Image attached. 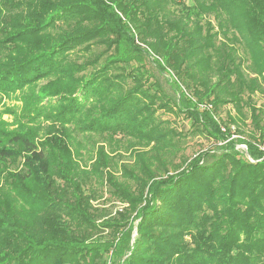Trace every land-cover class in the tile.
<instances>
[{"label": "trees", "instance_id": "trees-1", "mask_svg": "<svg viewBox=\"0 0 264 264\" xmlns=\"http://www.w3.org/2000/svg\"><path fill=\"white\" fill-rule=\"evenodd\" d=\"M256 94L264 0H0V264H264Z\"/></svg>", "mask_w": 264, "mask_h": 264}, {"label": "rangeland", "instance_id": "rangeland-1", "mask_svg": "<svg viewBox=\"0 0 264 264\" xmlns=\"http://www.w3.org/2000/svg\"><path fill=\"white\" fill-rule=\"evenodd\" d=\"M146 69L152 76L151 81L156 80L158 82L160 89L164 92L166 97H168L170 100H173L174 98H176L177 92L175 88L173 87L171 80L166 74H160L149 63H147ZM254 100L256 102V105L264 110V94H256L254 97ZM227 113H229L230 115L234 114L232 109H230V106L222 107L216 116L221 120L222 124L225 123L227 126H229L230 122L228 121L226 117ZM158 115L161 120L168 121L171 124V126L177 128L179 131L180 130L186 131L189 128L188 121L183 119L182 117H174L172 114L162 113V111H159ZM4 119H7V116H5ZM245 125L247 126L249 125V120L245 121ZM186 146H187V149L185 150V154L187 157H191L200 150L213 147V143L212 141H207L203 138H199L196 136L194 137L189 136L186 141ZM237 148L244 150L242 145H238ZM105 198H108V196L105 195ZM105 207L107 208L108 212H110L111 214H114L115 210H118L119 205L115 202H110L108 200V202H105Z\"/></svg>", "mask_w": 264, "mask_h": 264}, {"label": "built area", "instance_id": "built-area-1", "mask_svg": "<svg viewBox=\"0 0 264 264\" xmlns=\"http://www.w3.org/2000/svg\"><path fill=\"white\" fill-rule=\"evenodd\" d=\"M242 146H243V149L245 150L246 147H245L244 145H242ZM259 148H260L261 150H264V145L260 146Z\"/></svg>", "mask_w": 264, "mask_h": 264}]
</instances>
